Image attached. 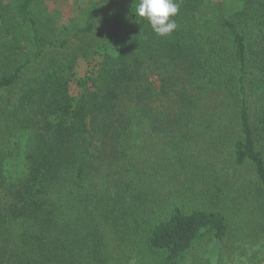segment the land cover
<instances>
[{
    "label": "trees",
    "instance_id": "obj_1",
    "mask_svg": "<svg viewBox=\"0 0 264 264\" xmlns=\"http://www.w3.org/2000/svg\"><path fill=\"white\" fill-rule=\"evenodd\" d=\"M62 1L0 0V264H194L262 235L264 0H175L163 37L139 0Z\"/></svg>",
    "mask_w": 264,
    "mask_h": 264
},
{
    "label": "rangeland",
    "instance_id": "obj_2",
    "mask_svg": "<svg viewBox=\"0 0 264 264\" xmlns=\"http://www.w3.org/2000/svg\"><path fill=\"white\" fill-rule=\"evenodd\" d=\"M71 2L72 0H70V2L64 0L59 2L56 6L64 18L67 14L69 3ZM84 69L85 65L81 64L79 69L81 75L84 73ZM72 91L74 93L77 91L76 83L72 86ZM227 172L230 174L229 177L232 180V188L236 189L233 191L232 195H237L235 194L237 190L240 191L243 196L253 194L254 191H256V177L250 169L238 168L234 171L231 168H227ZM244 198L245 197L238 198L234 201L235 203L230 214V216H233V221L238 218H244L249 223L251 216H260L261 211H259V209H254L252 206V198L250 199L249 196H247L248 199ZM247 200H249L248 203ZM249 230L250 233L253 232V234H255L253 225H248L247 231ZM256 236L258 237L249 236L247 240L243 239L245 241L232 242L228 240L221 242L218 243L216 246L217 248H214L213 243L206 238V240L199 243L194 249L191 259L194 264H207L210 259L213 260V264H247L248 260L253 257H256L257 260L264 261V233L262 235L259 233ZM191 263L190 260L188 264Z\"/></svg>",
    "mask_w": 264,
    "mask_h": 264
},
{
    "label": "clouds",
    "instance_id": "obj_3",
    "mask_svg": "<svg viewBox=\"0 0 264 264\" xmlns=\"http://www.w3.org/2000/svg\"><path fill=\"white\" fill-rule=\"evenodd\" d=\"M179 5L175 0H139L132 12L137 18L145 19L159 36L170 35L176 28L174 17Z\"/></svg>",
    "mask_w": 264,
    "mask_h": 264
},
{
    "label": "water",
    "instance_id": "obj_4",
    "mask_svg": "<svg viewBox=\"0 0 264 264\" xmlns=\"http://www.w3.org/2000/svg\"><path fill=\"white\" fill-rule=\"evenodd\" d=\"M264 264V263H263Z\"/></svg>",
    "mask_w": 264,
    "mask_h": 264
}]
</instances>
